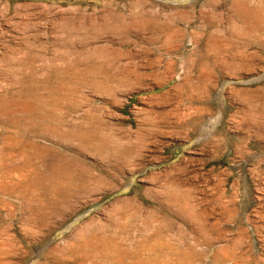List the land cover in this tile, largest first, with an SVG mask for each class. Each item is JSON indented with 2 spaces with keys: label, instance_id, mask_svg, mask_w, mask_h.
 I'll return each mask as SVG.
<instances>
[{
  "label": "rangeland",
  "instance_id": "obj_1",
  "mask_svg": "<svg viewBox=\"0 0 264 264\" xmlns=\"http://www.w3.org/2000/svg\"><path fill=\"white\" fill-rule=\"evenodd\" d=\"M0 264H264V0H0Z\"/></svg>",
  "mask_w": 264,
  "mask_h": 264
},
{
  "label": "bare ground",
  "instance_id": "obj_2",
  "mask_svg": "<svg viewBox=\"0 0 264 264\" xmlns=\"http://www.w3.org/2000/svg\"><path fill=\"white\" fill-rule=\"evenodd\" d=\"M78 177H79V176H78ZM75 183H76V182H75ZM39 197H40V196H39ZM85 230H86V229H85ZM89 232H90V231H89ZM90 233H91V232H90ZM82 236H83V235H82ZM91 237H92V236H91ZM85 238H86V237H85ZM88 238H89V237H88ZM88 238H87V239H88ZM82 240H83V239H82ZM75 243H76V242H75ZM83 244H84V243H83ZM74 246H75V245H74ZM81 246H82V245H81ZM75 247H77V246H75ZM86 247H87V246H86Z\"/></svg>",
  "mask_w": 264,
  "mask_h": 264
}]
</instances>
